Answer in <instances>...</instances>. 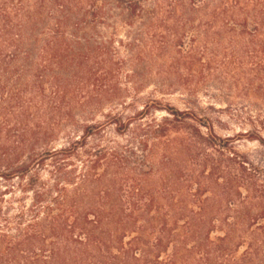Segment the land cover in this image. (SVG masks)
<instances>
[{"label":"rangeland","instance_id":"374dc122","mask_svg":"<svg viewBox=\"0 0 264 264\" xmlns=\"http://www.w3.org/2000/svg\"><path fill=\"white\" fill-rule=\"evenodd\" d=\"M8 11L34 32L1 74L0 228L15 235L31 221V189L56 196L47 155L87 133L66 170L75 182L87 154L117 151L148 168L147 190L197 212L204 229L187 246L230 231L224 254L218 243L166 254L176 264H264V0H13ZM157 125L166 137L143 148L141 132Z\"/></svg>","mask_w":264,"mask_h":264},{"label":"trees","instance_id":"16d2710c","mask_svg":"<svg viewBox=\"0 0 264 264\" xmlns=\"http://www.w3.org/2000/svg\"><path fill=\"white\" fill-rule=\"evenodd\" d=\"M12 1L0 0V98H4L7 91L1 82V74H7L15 59V55L7 56V51H17L22 44L21 36L34 32L33 24L25 27L13 25L8 11ZM40 1L42 4L43 0ZM59 1L69 4L72 0ZM63 9L60 7L61 26L69 20V14ZM36 79L40 82L38 77ZM37 91L40 90L37 88ZM166 124L167 120L163 125ZM163 125H157L153 131L141 132L143 148L148 146L150 137L157 140L166 137ZM115 126L119 134L128 129L127 126L117 127V123ZM87 137V133L82 134L78 139L82 142L69 144L47 155L59 176L54 189L56 196L49 198L47 203L44 194L30 190L34 196V204L29 210L31 221L15 235L0 228V264H176L178 259L166 254H181V250L187 254H209L210 246L217 243V251L224 254L229 230H223V237L214 244L208 238L213 232L211 226L206 241L194 244L192 248L186 245L194 233L201 234V229H204L203 224H195L193 216L197 212L181 205L179 207L169 198L163 200L161 194L158 196L155 191L147 190L144 179L148 168H131L130 165L137 162L131 163L129 155L126 157L120 152L103 148L95 150L87 154L88 160H91L86 162L80 182H75V171L66 170L72 166L71 157L78 155L77 147L85 145ZM130 155L133 157L132 153ZM144 160L142 164L145 165ZM101 167L103 174H98ZM17 175L23 176L18 173L10 176L14 178ZM36 183L37 179L31 186ZM68 186L80 188V191L76 189L68 194ZM99 186L104 189L93 192L94 187ZM198 196H192L193 202L202 205L203 201ZM44 202L45 206H42ZM25 217L22 213L15 218L19 227L24 225ZM4 221L8 225V220ZM227 227L230 228V225ZM169 249H172L171 253ZM252 250L246 254H251ZM163 254L166 259L162 258Z\"/></svg>","mask_w":264,"mask_h":264}]
</instances>
